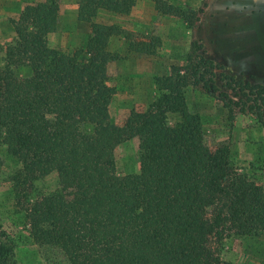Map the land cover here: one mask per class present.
Masks as SVG:
<instances>
[{
  "label": "trees",
  "instance_id": "1",
  "mask_svg": "<svg viewBox=\"0 0 264 264\" xmlns=\"http://www.w3.org/2000/svg\"><path fill=\"white\" fill-rule=\"evenodd\" d=\"M158 1L165 13L181 10ZM135 2L80 0L78 18L91 34L73 52L49 44L59 0L27 4L10 18L15 37L0 65V147L22 164L11 186L16 217L47 254L63 256H47L48 264H234L221 251L228 238L264 229V187L238 171L227 145L205 143L185 88L220 98L231 118L247 114L264 128V83L236 76L195 39L185 65L154 77L157 99L116 124L106 74L116 27L93 18L100 9L128 13ZM24 67L30 72L20 77ZM170 114L179 119L172 123ZM132 137L139 171L119 175L115 148ZM53 171L57 188L37 193L35 182ZM73 188L81 191L69 195ZM0 234V264H17L13 236L5 228Z\"/></svg>",
  "mask_w": 264,
  "mask_h": 264
},
{
  "label": "rangeland",
  "instance_id": "2",
  "mask_svg": "<svg viewBox=\"0 0 264 264\" xmlns=\"http://www.w3.org/2000/svg\"><path fill=\"white\" fill-rule=\"evenodd\" d=\"M29 1L32 0L24 3ZM162 2L181 10L165 13L158 0H136L128 13L100 9L93 18L116 27L108 42L111 59L106 74L108 83L115 88L109 111L118 125L125 123L132 111H144L157 99L160 91L154 77L168 75L173 65H185L195 39H201L209 56L236 76L264 83V0ZM20 3L0 0V65L6 63V46L15 37L10 18L19 15L21 10L15 8L19 9ZM79 3L80 0H59L56 28L48 35L52 47L65 52L86 48L91 25L79 20ZM201 7L203 12L199 11ZM88 58L89 54L84 52L82 60ZM17 71L20 77L30 72L28 67ZM185 94L189 109L201 118L205 143L211 147L227 145L238 171L264 187V128L247 114L238 113L231 118L220 98L200 88L187 86ZM169 119L174 123L179 116L170 114ZM114 152L119 175L139 171L136 137L118 144ZM0 158V231L5 228L18 245L14 261L48 264L47 256L63 259L55 249L47 254L32 239L23 218L16 217L11 186L22 164L4 147H0ZM35 186L37 193L57 188V172L40 178ZM79 191L80 188H73L69 195ZM221 254L234 264H264V229L257 235L228 238Z\"/></svg>",
  "mask_w": 264,
  "mask_h": 264
},
{
  "label": "crops",
  "instance_id": "3",
  "mask_svg": "<svg viewBox=\"0 0 264 264\" xmlns=\"http://www.w3.org/2000/svg\"><path fill=\"white\" fill-rule=\"evenodd\" d=\"M14 1V0H13ZM15 1H18V2H21L20 5H19V9H16L15 10H21L25 5L27 4H30V3H35V2H42V0H32V1H29L27 3H24V0H15ZM20 12V11H19ZM18 16V15H17ZM17 16H12V17H17ZM79 21V20H78ZM81 21V20H80ZM11 23V22H10ZM12 24V23H11ZM13 26V25H12ZM49 37V36H48ZM110 49H114V48H110ZM109 50V49H108ZM110 51V50H109ZM120 63V61H119Z\"/></svg>",
  "mask_w": 264,
  "mask_h": 264
}]
</instances>
